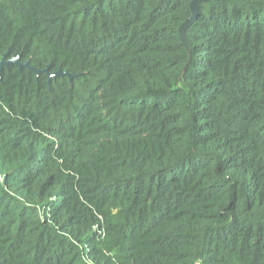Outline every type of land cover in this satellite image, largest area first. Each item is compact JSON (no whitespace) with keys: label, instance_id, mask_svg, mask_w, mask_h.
<instances>
[{"label":"trees","instance_id":"obj_1","mask_svg":"<svg viewBox=\"0 0 264 264\" xmlns=\"http://www.w3.org/2000/svg\"><path fill=\"white\" fill-rule=\"evenodd\" d=\"M0 0V264H264V0Z\"/></svg>","mask_w":264,"mask_h":264},{"label":"water","instance_id":"obj_2","mask_svg":"<svg viewBox=\"0 0 264 264\" xmlns=\"http://www.w3.org/2000/svg\"><path fill=\"white\" fill-rule=\"evenodd\" d=\"M215 0H191V15L190 17L185 21V23L179 28V35L190 52V46L187 43V40L185 38V32L188 29V27L197 19L198 11L200 8L201 3H207ZM8 53L4 54L2 59L0 60V75L4 68H8L11 65H15L19 68V70L27 69L30 72H33L36 77L38 78L40 75H46L48 77V82L51 83L52 81H56L59 78H68L70 83L73 82L74 79L78 78L79 75L69 73L68 71H63L60 69L59 71H56L54 73L50 72V65L47 66L45 69H36L31 66L30 61H21V56L13 57L11 59H7Z\"/></svg>","mask_w":264,"mask_h":264}]
</instances>
